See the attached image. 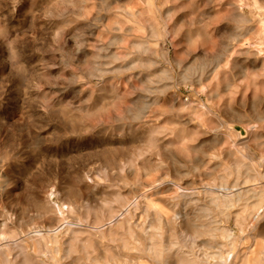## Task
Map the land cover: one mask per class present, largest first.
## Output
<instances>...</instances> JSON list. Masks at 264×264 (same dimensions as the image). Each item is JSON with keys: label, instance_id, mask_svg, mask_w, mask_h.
Listing matches in <instances>:
<instances>
[{"label": "rangeland", "instance_id": "374dc122", "mask_svg": "<svg viewBox=\"0 0 264 264\" xmlns=\"http://www.w3.org/2000/svg\"><path fill=\"white\" fill-rule=\"evenodd\" d=\"M242 189L264 190V0H0V264H219L217 222L261 255Z\"/></svg>", "mask_w": 264, "mask_h": 264}, {"label": "bare ground", "instance_id": "6f19581e", "mask_svg": "<svg viewBox=\"0 0 264 264\" xmlns=\"http://www.w3.org/2000/svg\"><path fill=\"white\" fill-rule=\"evenodd\" d=\"M261 22H263V21H261ZM145 49H146V48H145ZM253 65H254V64H253ZM203 67H204V66H203ZM204 68H205V67H204ZM200 70H201V69H200ZM202 70H203V69H202ZM204 70H205V69H204ZM192 71H193V69H192ZM201 72H202V71H201ZM188 76H189V75H188ZM201 76H202V74H201ZM184 79H185V78H184ZM199 82H200V81H199ZM228 85H229V84H228ZM227 88H228V86H227ZM227 88H226V89H227ZM226 89H225V90H226ZM228 89H229V88H228ZM145 106H146V107H144L142 110L140 109L139 112H141V111H142V112H141L140 114L138 113V114H139V117H141L143 114H145V113L148 111V110H147V109H148V106H147V105H145ZM146 110H147V111H146ZM143 116H144V115H143ZM163 148H164V147H163ZM241 168H242V167H241ZM245 168H246V167H245ZM250 169H251V168H250ZM253 170H254V169H253ZM253 170L251 169L252 172H253ZM255 171H258V170H254V175L257 173V172L255 173ZM243 172H244V171H243ZM249 174H250V171H249ZM249 174H248V175H249ZM251 174H252V173H251ZM249 176H251V175H249ZM252 176H253V174H252ZM252 176H251V177H252ZM255 176H256V175H255ZM255 176H254V178L257 180V178H256L257 176H256V177H255ZM262 177H263V176H262ZM247 178H249V177H247ZM254 178H253V179H254ZM248 180H249V179H248ZM159 182H160V181H159ZM255 182H256V181H255ZM152 184H153V183H152ZM222 184H223V183H222ZM222 186H224V184H223ZM236 186H237V184H236ZM234 187H235V186H234ZM243 187H244V186H243ZM245 187H246V186H245ZM84 188H85V187H84ZM237 188H238V187H237ZM235 189H236V188H235ZM238 189H239V188H238ZM253 189H254V188H253ZM236 191H238V190H236ZM259 191H261V190H259ZM262 191H264V190H262ZM262 191H261V192H257V191H255V190L253 191L252 189H251V190H250V189H248V190H247V189H246V190H245V189H244V190L242 189L241 191L238 192V194H237V192H235V193H236L238 196H240V197H241V196H244L245 194H250V195H254V196L256 195V196H258V197H259V199H258V200H259L258 203L255 204V206H254V204H253V205L250 204V205H252L253 207H257L256 209H258V212H259L257 216H260V214L263 212V210H261V209H263V204H264V194H263ZM211 192H212V191H211ZM229 192H230V191H229ZM229 192H228V194H225V195L222 196V197H220V196L222 195V193H221V195L218 194L219 196H215V195L213 194L214 197L217 198L218 203L221 204V205H220V206H221V209H223V211H224V213H225V214H223V216L226 215V217L232 216V213H233V211H234V209H235V207H236V206H235L236 204L234 203V201H235L234 198H235V197H234V195H232V197H231V195L229 194ZM224 193H226V192H224ZM224 193H223V194H224ZM186 194H187V193H186ZM184 195H185V194H184ZM191 195H193V194H191ZM213 195H212V196H213ZM182 196H183V195H182ZM185 196H186V195H185ZM235 196H236V195H235ZM183 197H184V196H183ZM240 197H239L238 199H240ZM245 197H247V196H245ZM150 198H151V197H150ZM191 198H193V197H191ZM216 198H213V200H216ZM238 199H237V200H238ZM255 199H256V197L253 198V202H254ZM189 200H190V199H189ZM194 200H195V199H194ZM217 201H215V202H217ZM238 201H239V200H238ZM246 201H247V200H246ZM255 201H256V200H255ZM247 202H248V201H247ZM249 202H250V201H249ZM251 202H252V199H251ZM188 203H189V202H188ZM244 203H245V202H244ZM254 203H255V202H254ZM215 204H216V203H215ZM215 204H214V205H215ZM237 204H238V203H237ZM239 204H240V203H239ZM242 205H243V204H242ZM246 205H247V204H246ZM246 205H245V206H246ZM248 205H249V204H248ZM248 205H247V206H248ZM250 205H249V207H250ZM218 206H219V205H218ZM239 206H241V205H239ZM243 206H244V205H243ZM247 206H246V207H247ZM209 207H210V206H209ZM246 207H243V208H246ZM198 208H199V207H198ZM216 208H217V205H216ZM238 208H240V207H238ZM247 208H248V207H247ZM251 208H252V207H251ZM211 209H212V208H208V207H207V209H206V207H205V208H203V210H202L201 212H203V213L206 212V214H207L208 212H210ZM219 209H220V208H219ZM221 209H220V211H221ZM240 209H241V208H240ZM247 210H248V209H247ZM260 210H261V211H260ZM211 211H212V210H211ZM218 211H219V210H218ZM223 211H221V212H223ZM248 211H252V210L250 209V210H248ZM248 211H247V212H248ZM256 211H257V210H256ZM236 212H237V211H236ZM254 212H255V211H254ZM158 213H160V212L158 211ZM158 213L156 212V215H155V216H157ZM176 213H178V212H176ZM214 213H215V212H214ZM180 214H181V213H180ZM206 214H202V215H206ZM208 214H209V213H208ZM210 214H211V213H210ZM249 214L252 215L251 212H250ZM174 215H175V214H174ZM189 215H190V213H189ZM189 215H185L186 217H184V218H191L192 216L188 217ZM199 215H200V213L198 214V216H199ZM254 215H255V214H254ZM160 216H163V217H161V219H159V220H158V218H155V219H156L158 222L162 223L161 225H164L163 222H165V221H166V223H168V224H173V225H177V223H179L178 220L174 219L173 216H172V218H173L174 220H173V219L170 220L169 218H165L164 215H163L162 213L159 214V217H160ZM195 216H197V214H195ZM198 216H197V218H198ZM200 216H201V215H200ZM235 216H238V217H239V214H237V215L235 214ZM240 216H241V215H240ZM257 216L255 215L256 218H257ZM261 216H262V215H261ZM263 216H264V215H263ZM153 217H154V216H153ZM201 217H202V216H201ZM201 217H200V218H201ZM204 217H206V216H204ZM208 217H210V216H208ZM211 217H212V216H211ZM211 217H210V218H211ZM233 217H234V214H233ZM238 217H237V218H238ZM249 217H250V216H249ZM194 218H195V217H194ZM210 218H209V219H210ZM237 218L235 217V219H237ZM245 218H246V217H245ZM258 218L262 219L261 217H258ZM147 219H148L147 221L150 220L149 218H147ZM155 219H153L154 222H155ZM181 219H182V218H181ZM229 219H230V218H229ZM238 219H239V218H238ZM241 219H242V221H243V218H242V217H241L239 220H241ZM250 219H251V218H250ZM260 219H259V221H260V223H261V220H260ZM188 220L192 221V219H188ZM195 220H197V219H195ZM200 220H201V219H200ZM200 220H199V221H200ZM213 220H215V219H213ZM150 221H151V220H150ZM216 221H217V220H216ZM216 221H215V222H216ZM226 221H227V220H226ZM234 221H235V220H234ZM237 221H238V220H237ZM237 221H235V223H237ZM182 222H183V221H182ZM182 222H181V223H182ZM184 222L186 223V221H184ZM208 222H209V223H213L214 221L210 222V221L208 220ZM228 222H229V221H228ZM240 222H241V221H240ZM246 222H247V221H246ZM144 223H145V220H144ZM150 223H151V222H150ZM160 223H159V225H160ZM181 223H180V224H181ZM185 223H184V224H185ZM187 223H189V222H187ZM192 223L194 224V221H193ZM205 223L207 224V222H205ZM217 223L219 224V222H217ZM242 223H243V224H242ZM242 223H240L239 225H241V224L244 225V222H242ZM248 223H249V222H248ZM190 224H191V223H190ZM190 224H189V225H190ZM206 224H205V225H206ZM218 224H214V226L212 225L213 227H208V225H209V224H208L207 227H205L206 229H204V230H200V232H199V230H198V232L200 233V235H206V234H207V235H209V236H212L211 238H213V237H214V232L217 233L216 231H220L222 234H224V235L227 237L228 245L225 244L226 242H225L224 244L227 245V246H230V247H231V250L233 249V251H228V250L226 249L225 251H228V252H227V253H228L227 255L223 254V255H225V256H223L222 254H220V257H221V258L224 257V258H223V260H222L221 262L219 261V262H220L219 264H221V263H223V264H264V260L261 258V255L264 254V253H262V254L260 255V253H261L260 249L257 250V251H253V250H252V251H249V249H248V251H246V250L244 249V248H246V247L241 248L240 245H239L240 241L244 240L243 238L238 239V238H237L238 235H237V237H236L235 235H233V234L230 232V229H231V228L228 229V228H226L225 226H221V225H218ZM220 224H221V223H220ZM142 225H143V223H141V226H142ZM144 225H145V224H144ZM147 225H148V224H147ZM147 225H146V226H147ZM153 225H154V224H153ZM159 225H158V226H159ZM173 225H171V226H173ZM182 225H183V223H182L181 225H179V226H182ZM187 225H188V224H187ZM189 225H188V226H189ZM236 225L238 226V224H236ZM139 226H140V225H139ZM139 226H138V227H139ZM185 226H186V224H185ZM190 226H191V225H190ZM194 226L196 227V225H194ZM201 226H202V224H201ZM226 226L229 227L228 224H227ZM260 226H261V225H260ZM136 227H137V226H136ZM165 227H166V226H165ZM165 227H164V228H165ZM169 227H170V226H169ZM182 227H183V226H182ZM239 227H241V226H239ZM243 227H244V226H243ZM243 227H242V228H243ZM246 227H247V226H246ZM254 227H255V226H254ZM263 227H264V226H263ZM143 228H144V227H143ZM167 228H168V227H167ZM188 228H189V227H188ZM190 228H191V227H190ZM196 228H199V229H200V227H196ZM201 228H202V227H201ZM203 228H204V225H203ZM242 228H241V231H242ZM260 228H261V227H260ZM260 228H259V229H260ZM145 229H146V227H145ZM147 229H148V227H147ZM149 229H150V228H149ZM149 229H148V230H149ZM152 229H153V228H152ZM165 229H166V228H165ZM185 229H186V228H185ZM185 229H184V230H185ZM246 229H247V228L244 227V230H246ZM257 229H258V228H257ZM257 229H256V230H257ZM154 230H156V229H154ZM167 230H168V229H167ZM167 230H166V231H167ZM169 230H170V229H169ZM173 230H174V232H175V229H171V231H173ZM184 230H183V231H184ZM193 230L195 231L196 229H193ZM193 230H192V231H193ZM244 230H243V231H244ZM151 231H152V230H151ZM162 231H163V230H162ZM166 231H165V235L169 233V231H168V233H166ZM146 232H147V231H146ZM146 232H145V233H146ZM154 232H155V231H154ZM174 232H173V233H174ZM244 232H245V231H244ZM258 232H259V231H258ZM155 233H156V232H155ZM162 233H164V232H162ZM173 233H172V234H173ZM192 233H193V232H192ZM195 233H197V231H196ZM242 233H243V232H242ZM262 233H263V230H262ZM134 234H136V233H134ZM134 234H132V235H134ZM141 234H142V233H141ZM148 234H149V232H148ZM148 234H147V235H148ZM174 234L176 235V233H174ZM174 234H173V235H174ZM258 234H260V233H258ZM136 235H137V234H136ZM136 235H135V238H136V240H137L138 237H136ZM142 235H143V234H142ZM158 235H159V234H158ZM170 235H171V234H170ZM192 235H193V234H192ZM195 235H196V234H195ZM197 235H198V234H197ZM207 235H206V236H207ZM217 235H218V233H217ZM256 235H257V233H256ZM256 235H255V236H256ZM260 235H261V234H260ZM129 236H130V235H129ZM145 236H146V235H145ZM161 236H162V235H161ZM163 236H164V235H163ZM209 236H208V237H209ZM218 236H219V235H218ZM240 236H241V234H240ZM143 237H144V236H143ZM150 237H151V236H149V239H150ZM153 237H154V236H153ZM193 237H195V236H193ZM193 237H192V238H193ZM200 237H201V236H200ZM200 237H199V235H198V240H199ZM244 237H245V235H244ZM258 237H259V236H258ZM258 237H257V238L255 237V238L258 239ZM131 238H132L131 240L134 241L135 238H133L132 236H131ZM166 238L168 239V237H166ZM202 238H204V237L202 236ZM205 238H207V237H205ZM205 238H204V239H205ZM215 238H216V236L214 237V239H215ZM143 239H145V238H143ZM156 239H157V238H156ZM167 239H166V240H167ZM171 239H172V238H171ZM196 239H197V237H196ZM217 239H218V238H217ZM224 239H225V238H224ZM140 240H141V239H140ZM147 240H148V239H147ZM150 240H151V239H150ZM153 240H154V238H153ZM205 240H206V239H205ZM208 240H209V239H208ZM55 241H56V240H55ZM145 241H146V240H145ZM159 241H160V240H159ZM191 241H192V240H191ZM193 241H194V240H193ZM196 241H197V240H195V242H196ZM201 241H202V240H201ZM217 241H218V240H217ZM219 241H220V240H219ZM134 242H135V241H134ZM138 242H139V241H138ZM173 242H175V241H173ZM197 242H199V241H197ZM213 242H214V240H213ZM130 243H131V241H130ZM135 243H136V242H135ZM140 243H141V242H140ZM162 243H163V242H162V239H161V241H160L159 244H162ZM165 243H167V241H166ZM169 243H170V242H169ZM193 243H194V242H193ZM203 243H206V242L203 241ZM218 243H219V242H216V241H215V245H214V246L217 247V246H218ZM142 244H143V243H142ZM195 244H197V243H195ZM195 244H194V245H195ZM213 244H214V243H213ZM219 244H220V243H219ZM129 245H131V244H129ZM134 245H136V244H134ZM134 245H133V246H134ZM137 245H138V244H137ZM145 245H146V244H145ZM155 245H156V244H155ZM155 245H154V246H155ZM168 245H169V244H168ZM173 245H175V246L178 247V245H176V242H175V244L173 243ZM207 245L209 246V243H208ZM211 245H212V244H211ZM255 245H256V248H259V247L261 246V245L259 246L258 243L255 244ZM162 246H163V245H162ZM182 246H183V245H182ZM227 246H226V247H227ZM131 247H132V245H131ZM135 247H137V246H135ZM140 247H141V246H140ZM140 247H137L136 249H138V248L140 249ZM143 247H144V246H143ZM150 247H151V246H150ZM159 247H160V246H159ZM159 247H158V248H159ZM166 247H167V246H166ZM171 247H172V246H171ZM171 247H170V248H171ZM210 247H211V246H210ZM212 247H213V246H212ZM223 247H225V246H223ZM132 248H133V247H132ZM132 248H131V249H132ZM148 248H149V247H148ZM162 248H163V247H162ZM178 248H179V247H178ZM220 248H221V247H220ZM141 249H142V247H141ZM154 249H155V248H154ZM173 249H174V248H173ZM182 249H183V248H182ZM222 249H223V248H222ZM224 249H225V248H224ZM235 249H236V250H235ZM263 249H264V248H263ZM134 250H135V249H134ZM157 250H158V249H157ZM157 250H156V252H157ZM160 250H162V249H160ZM163 250H164V249H163ZM180 250H181V249H180ZM180 250H179V251H180ZM220 250H221V249H220ZM131 251H132V250H131ZM136 251H137V250H136ZM153 251H154V250H153ZM158 251H159V250H158ZM171 251H172V250H171ZM175 251H176V250H175ZM183 251H184V250H183ZM141 252H142V251H141ZM160 252H161V251H160ZM162 252H163V254L165 253L164 251H162ZM195 252H196V251H195ZM213 252H214V251H213ZM213 252H212V253H213ZM217 252H218V251H217ZM139 253H140V252H139ZM139 253H138V254H139ZM150 253H151V252H150ZM157 253H158V252H157ZM167 253H168V252H167ZM167 253H166V254H167ZM181 253H182V251H181ZM185 253H186V252H185ZM188 253L191 254V252H188ZM208 253H209V252H208ZM221 253H222V252H221ZM147 254H148V253H147ZM182 254H183V253H182ZM186 254H187V253H186ZM213 254H215V253H213ZM145 255H146V254H145ZM148 255H149V254H148ZM161 255H162V254H161ZM161 255H160V257H161ZM170 255H172V254H170ZM173 255H174V254H173ZM177 255H180V254L177 253ZM177 255H176V257H177ZM198 255H199V254H198ZM162 256H163V255H162ZM167 256H168V255H166L165 258H169V257H167ZM203 256H205V255L203 254ZM206 256H207V253H206ZM206 256H205V257H206ZM211 256L214 257L215 255H212V254H211ZM146 257H147V255H146ZM157 257H158V256H157ZM160 257H158L157 259L159 260ZM179 257H180V256H178V258H179ZM182 257H183V256H181V258H182ZM189 257H191V256H189ZM192 257H193V256H192ZM135 258H136V259H134V260L136 261V260H137V257H135ZM161 258H163V257H161ZM172 258H175V257H172ZM172 258H171V259H172ZM181 258H179V259H181ZM184 258H185V257H184ZM5 259H6V258H5ZM140 259H141V258H140ZM145 259H146V258H145ZM145 259L143 258V260H145ZM152 259H153V258H152ZM154 259L156 260V262H158V260L156 259V257H155ZM193 259H194V258H193ZM193 259H191V260H193ZM210 259L212 260V257H210ZM112 260H113V259H112ZM162 260H164V259H162ZM172 260H173V259H172ZM194 260H195V259H194ZM197 260H198V259H197ZM197 260H196V261H197ZM213 260H214V259H213ZM118 261H119V260H118ZM138 261H139V260H138ZM147 261H149V260L147 259ZM168 261H169V260H168ZM175 261H176V259H175ZM178 261H179V260H178ZM184 261H185V260H184ZM187 261H188V260H186V262H187ZM215 261H216V260H215ZM97 262H99L98 264H100V261L97 260ZM143 262H144V261H143ZM149 262H150V261H149ZM164 262H165V261H164ZM171 262H173V261H171ZM182 262H183V261H182ZM182 262H180V264H181ZM208 262H209V263H208ZM208 262H207V261H204V258H203L202 260L200 259V261H199L198 263L196 262V263H193V264H206V263H207V264H213V263H214V262L212 263V262H210V261H208ZM137 263H138V262H137ZM144 263H145V262H144ZM158 263H160V262H158ZM158 263H157V264H158ZM167 263H168V262H166V264H167ZM183 263H184V262H183ZM217 263H218V262H217ZM152 264H153V263H152ZM172 264H173V263H172ZM174 264H176V262H175ZM185 264H188V263H185Z\"/></svg>", "mask_w": 264, "mask_h": 264}]
</instances>
